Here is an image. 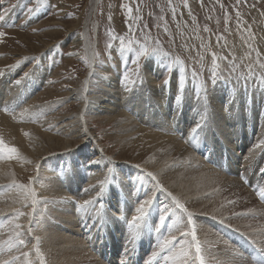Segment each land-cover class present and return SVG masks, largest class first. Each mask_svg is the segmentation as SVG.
<instances>
[{
  "label": "rangeland",
  "instance_id": "obj_1",
  "mask_svg": "<svg viewBox=\"0 0 264 264\" xmlns=\"http://www.w3.org/2000/svg\"><path fill=\"white\" fill-rule=\"evenodd\" d=\"M220 3L224 5L223 9H221L220 4H217L215 0H203V5L199 4L197 0H188L189 7L185 8L183 6V0H172V4L175 6V13L173 14L172 9L168 7V0H139V2H137V0H44V4L42 5L35 4V0H0V15L4 16L3 19H11L14 22L13 24L4 23L0 25V32L5 33L4 38L0 40V69H5L9 65L16 64L17 61H22L23 63L18 67L6 72L4 75H9L8 78L10 81L15 82L20 79L25 71L31 68L30 78L26 79L24 82L31 81L39 77L38 72H40L42 68L41 63L43 62V57L47 56L49 53L53 54V61L50 62L51 65L48 64L47 68H45L46 76L43 82L40 83L34 91L35 95L30 98L32 100L36 97L35 104L46 107L48 113L44 119H54L53 121L60 123V127L62 125L63 129L59 131L61 133L69 129V127L67 128L65 125L72 124L74 120L70 117L73 116V114H77L80 107V102L78 98H76V95H82L81 97L83 98L87 96L89 99L99 95V93H97L99 76L116 79L119 89L123 88V90L126 91L122 83L123 73L126 68L132 69L134 67L132 60L136 58L139 48L147 43L149 45L150 54L140 59L141 76L138 78L135 74L130 73L131 79L127 81V84L132 90L126 91V93L120 92V95L122 94L121 96H123L125 94L124 97L126 98H128L126 94H129L130 98L132 95H138L140 97L141 94H144L143 92H146L145 96H148L150 92L149 89H155V92L159 94V92H163L166 87L163 85L165 79H168L169 83L173 75H180L179 79L184 83L181 93L183 94L182 99L185 107L188 108L191 106L189 103L191 102L189 95L191 93H197L198 90L206 86L205 95L207 102L205 108L207 111L211 110L213 116V106L210 108L213 101L210 96L211 93H228L229 108H227V110L223 109L224 114L226 115L228 112V116H231L234 120L238 119L239 123H243L245 126H248V124H256L262 127L261 130L257 128L250 132L249 138L238 151L240 159H237V162L234 164L238 165V167L242 166L243 159L247 156V158H252L253 162L257 161V165L264 174L262 170L264 168V149H255L254 157H250V153H247L248 151L253 153L249 147L254 142L256 134H258L259 131L261 133L264 132V0H247L246 4L244 0H241L239 6V11L241 13L239 24L236 18L237 6L235 0H220ZM121 4L128 5L129 7L122 8ZM51 5H54V7ZM18 7H20V10L15 12L14 10ZM29 8H34L35 10L29 13ZM225 11L229 13L230 17V21L227 25L224 23ZM137 17H139V19ZM161 17H164V19H161ZM206 27L209 29L207 32L204 31ZM249 29L253 34L251 38L249 37ZM109 33L112 34L111 37ZM217 36L222 37L219 42H217ZM112 37L125 38L123 44L124 50H122L120 40ZM156 41H159V49L155 53H151V49L155 47ZM90 53L94 57V66H92L94 67L95 73L87 82V77L85 76L90 67ZM33 57H35V61L31 59ZM177 61H179V63H177ZM214 61L216 64L215 69L213 67ZM147 63H152L155 64V67H159L157 68L159 76L156 75V80L149 88L145 86V82L141 83L144 75L143 68ZM118 66L119 72L116 74L115 69ZM50 70L52 71L49 74L48 72H50ZM213 72L216 74V80L214 82H212ZM133 80L135 84L132 83ZM10 81H8V83ZM203 94V91H200V95L202 96ZM15 95H17V93L14 91L12 95L14 101L15 98H17ZM232 95L238 97V100H231L230 97ZM121 100L122 98H120L119 102H121ZM53 101L55 104L51 107V102ZM85 102L88 101L86 100ZM18 103L14 102L11 104L14 106L15 110L20 109V104L22 105V102ZM172 104H176V99L172 101ZM193 104H199L198 107H202L199 97L195 98L192 102V105ZM26 105H28L27 102H25L22 107ZM30 110H33V107L30 108ZM0 113L7 118L8 122L14 125L16 124L15 126L19 130L18 134L22 132V119L17 116L14 110L11 111L8 109V112H5L4 107H2L0 108ZM128 114L130 118H134V121L140 122L139 118L136 119V115ZM207 114L206 112L203 115L204 119H202V121L204 123H208L209 117L210 120L214 118ZM39 120L40 119L37 118L35 121L37 122ZM86 121L90 133L94 136L95 140H98L97 143L99 144L95 141H82V143L77 136H74L69 137L72 139L69 141L71 146L68 145L67 147H76L77 149L80 146L83 147L86 145V159H88V161L101 157L99 151L100 149L104 150L108 157L105 156L102 157L101 160H98L101 164L98 165L99 167L97 170H104L107 172V175L111 173L110 181L113 178L115 181L116 177L114 173H112V168L107 166L106 162H112L114 158V160H118L121 164L133 163L132 165L143 170L140 166L145 165L148 161L147 158L149 153H147L146 149L139 148V145H125L122 143L118 133L115 131L113 124L114 119L107 121L106 117H99L96 119L87 118ZM36 122H34L33 125H35ZM200 126L198 127L199 131H202V126ZM245 126L242 128L246 131L247 128ZM76 128H78L77 125L75 126V129ZM174 133L175 132H173L172 135ZM139 136L140 134H137L133 136L132 139L135 138L134 140H137ZM185 136L186 134H181L178 137L184 138ZM200 136H202V134ZM0 137L4 139L2 134H0ZM4 140L5 143L9 145L6 141L7 139ZM56 141L57 139L53 140L55 143L52 148L48 149L49 151L47 150L48 154L44 155V159L55 158L58 156L57 154L62 152V145ZM196 153L197 152L193 149L192 154L197 155ZM227 162L225 157L220 160V165H222L221 167L223 169H225ZM207 163L209 162L206 161V164ZM61 166H63V164ZM168 167V171H174V169L180 167V165L177 162H171L170 165L168 164ZM43 168L44 165H42L40 169L39 167L37 169L33 167V169L31 168L32 170L25 171L21 174V177H19L23 178L25 182L16 183L18 185H24V189L21 190H23L25 197V190H28V199L32 191L31 186L36 183H33L34 178L39 176ZM117 168H120V165H118ZM208 168L210 169L209 173L212 174L210 176L212 185L203 186L200 184L199 189L192 192L193 199L196 202L204 199L206 200V206H209L208 210L205 211L207 215L204 218V222H206L207 219L210 224H208L206 229H203L204 232L202 231V226H205L202 222L199 223V221L203 220V218L200 217L203 213L198 212L199 209L197 208H192L193 212L195 211L193 215L195 217L198 232L197 239L201 247L207 249L204 245V240L212 236L217 240L216 246L220 244L223 247L222 249L227 251L232 248V253L238 255L240 249L237 247L235 236L233 234H227L226 231H223V228L217 229L219 226H216V224L221 223L222 225L230 226L229 228L233 229L238 236H241L237 239H245V243H247V241L249 243L255 242V240L258 239L256 237V231L258 230H244L247 228L246 224H240L238 219L239 216L247 213L246 210L241 211L236 208L237 206L230 208L238 199L241 201L244 200L243 191L239 192L240 195L242 194L241 196L238 192L236 193L239 189L230 193L224 192L227 195L223 194V192L219 191L218 182H216L218 177L215 173H219V168L215 161L210 162ZM225 174L229 177L232 176L231 178L234 179L236 177L240 178V181L245 184V180L241 179L238 173L232 175L228 174L226 170ZM97 175H100V173ZM170 175H175V173H170ZM173 180L175 182V179ZM97 181L98 180L95 182ZM227 183V181L222 182L221 185L224 186H222V188L225 189V184ZM155 184L157 186L156 182ZM46 186H48V184ZM49 186H51V184H49ZM53 188L55 189L56 187L53 186ZM252 188L249 190V192L253 194L251 196L252 200H250V203L247 202L249 206L248 210H251V212L245 215L252 214L253 211L258 210H256L255 204H257V206H264L261 201L262 199L258 195H255L257 192H254L255 190ZM233 193L235 194L233 195ZM153 194L155 195L156 191ZM28 199L24 200L26 205ZM216 199L219 201H215ZM31 200L34 207L35 205L38 206V204H36V199L32 198ZM229 201H234V203H229ZM154 204L157 203L155 202ZM159 204H161V202ZM167 206V202L161 204L159 207L156 206L157 212L153 213H157V215L160 216L159 209L161 207L167 209ZM25 210H27V208ZM31 211L33 212L32 208ZM175 211L177 210H174V208L170 206L169 209L165 211V214H167L165 223L156 226L159 222V219L156 217L157 221L151 224L150 230L144 235H147L146 239L150 238V241L153 243L152 245L151 243L147 245V249L154 248V251L148 250L144 255L142 253V255L144 258L147 257L148 261H155L152 264H172L171 258L173 255L185 249L189 252L188 264H193L192 262L195 261V257H192L189 250L191 247L189 243L191 238L182 237L180 232L176 231L175 228L171 230L169 228V225L178 224L180 228L187 230L184 229L185 227L183 223H181L182 219L186 222V216H184V218L180 217ZM178 211L181 210L179 209ZM7 214L8 217H4ZM86 217L88 218V213ZM153 218L155 217L153 216ZM12 219L13 216L10 215V212L0 215V222L6 227V231L4 232L5 240L0 243L1 247L4 245L9 246L7 242L10 241L12 244L15 241V244L18 243V238L13 232L15 230V225L11 223ZM177 219H179V221ZM227 222L231 224L229 225ZM30 223L31 220L29 224ZM156 227L160 229L158 232L155 231ZM210 228L214 231H208ZM43 230V232H46L48 235L47 226H44ZM47 235L45 238H49ZM168 237L174 240L173 244L170 246V250L166 249V251L164 250L165 252L158 250L160 243ZM155 239L157 243L155 242L154 244L153 241H155ZM226 239L229 243L226 242ZM261 242L262 241L258 239L254 244L260 245V247L264 249V241ZM89 249L91 254L95 255L94 258L97 256L95 262L101 261L105 263L106 260H108L103 252H100L103 256L100 257L91 248ZM249 249L250 247H248L243 254L245 255L246 253L245 258L252 264L247 255ZM19 250H23L21 244L12 252L17 253V257L23 256L22 253H18L20 252ZM154 252L159 253V255L155 259H152ZM204 253L203 256L205 261H210V257L207 256V253ZM127 255L128 253H119L115 255L114 259L118 262V259L120 260V258L123 256L126 257ZM137 255L138 254L135 256ZM135 256H130L129 259L134 258L136 261L139 260ZM165 257H168V259H165ZM139 258L141 260H139L140 262L137 261L138 263L145 262V259L143 260L140 256ZM181 260L182 264H184L183 259ZM23 261L24 259L22 258L18 259L19 264ZM45 264L54 263H47L46 260Z\"/></svg>",
  "mask_w": 264,
  "mask_h": 264
},
{
  "label": "bare ground",
  "instance_id": "obj_2",
  "mask_svg": "<svg viewBox=\"0 0 264 264\" xmlns=\"http://www.w3.org/2000/svg\"><path fill=\"white\" fill-rule=\"evenodd\" d=\"M19 10L20 7L16 8L14 11L16 12ZM4 23L13 24L14 22L11 19L0 20V25ZM93 58L94 57L90 53V67L85 76L87 77V82L95 73ZM42 61V68L40 72H38V76L41 79L37 77V79L26 81L17 86L14 81H10L8 78L9 75H4L0 78V108L7 107L11 111L14 110L17 116L22 119L21 124H23L21 126L22 132L18 134L19 130L15 126L16 124L14 125L8 122L7 118L0 113V134L4 136V139H7L6 141L11 147L18 149L20 156L23 157L24 160L30 161V163H25L18 159L0 160V215L10 212V215L13 216L11 223L13 225H22V228H15L13 231L15 235L16 232L19 231V239H23L26 242L21 245L23 250H19L20 252L18 253H29L27 257H19V259H24L21 264H41V256H43L44 264L46 260L47 263L54 264H106L101 261L95 262L97 256L94 258L95 255L91 254L89 248L95 251L100 257H103L100 253L103 252L105 257L109 259V263L124 264L127 260L128 264H135L134 258L129 259V255L133 249L135 251L130 255L132 257L138 254V252L142 255L144 251H154V248L147 249L146 246L150 243L152 245L153 243L150 241V238L146 239L147 235H144L150 230L151 224L157 221V218L159 222L156 226H158V224L160 225L161 214L167 217L165 211L171 206L174 210H177L175 212L178 213V216L183 218L186 216L184 212L178 211L179 209L175 206L174 202H172L168 193L177 197L180 203L184 204L189 212L195 214L192 208H197L199 209L198 212L203 213L202 216H200L203 220L199 221V223L202 222L205 226H202V231L204 232L203 229H206L208 224H210L207 219L206 222H204V218L207 215L205 211L208 210L209 206H206V200L204 199L196 202L193 199L192 192L199 189L200 184L203 186L212 185L210 179L212 174L209 173L210 169L208 168L209 163L212 161H215L219 168V173H215L218 177L216 182H218L219 191L223 192L225 195H227V192H234L236 189H239L236 191L239 195V192L243 191L244 200L241 201L238 199L230 208L237 206L236 208L241 211L246 210L247 213L251 212V210H248V203L252 200L251 196L253 194H251L249 190L253 187L255 190L254 192L258 193L264 191V174L257 165V161L253 162V159L247 158V156L244 157L242 166L238 167V165L234 163L237 162V159H240L238 151L249 138L250 132L257 128L261 130L262 127L256 124L250 125L248 123V126H245L243 123H239L238 119L234 120L231 116H228V112L225 115L223 109L227 110V108H229L228 93H211L210 96L213 101L210 108L213 106L214 109H212L214 112L212 116V111H207L205 108L206 105L203 107H198L199 104L192 105L195 98L199 97L197 93H191L189 95L191 100L189 103L191 106L188 108L185 107L183 99L178 102V82L182 81L179 79L180 75H173L163 92H159L158 94L155 92V89H149L150 92L148 96H145L146 92H143L144 94H141L140 97L138 95H132V99L129 97V94H126L128 98L124 97L125 94L123 96H121L122 94L120 95V92L126 93V91H124L123 88L119 89L116 79L99 76V84H97V93H99V95L92 99H89L87 96L83 98L81 97L82 95H76V98H78L80 102V107L77 114H73V116L70 117L74 120L72 124L65 125L67 128L69 127V129L60 133L59 131L63 129L62 125L60 127V123H56L53 121L54 119H44L48 113L46 107L36 105V97L32 100L30 98L35 95L34 91L40 83L43 82L46 76L45 68L53 61V54L49 53L47 56H44ZM154 65L155 64L147 63L143 68V81L148 88L151 87L156 80V75L159 76L157 69L159 67H155ZM51 71L52 70L48 73L50 74ZM115 71L116 74H118L119 66ZM8 81L10 82L8 83ZM183 84L182 81V86ZM14 91L17 93V95H15V97L17 96L15 101L12 98ZM180 95L182 96L183 94L180 93ZM120 98H122L121 102H119ZM230 98L234 101L238 100V97L234 95ZM174 99H176V104H172ZM86 100L88 102H85ZM14 102H22V105L27 102L28 105L22 107L20 104V109L15 110L14 106L11 105ZM54 104V101L51 102V107H53ZM32 107L33 110H30ZM24 109H28V112L24 113ZM206 112L208 116L211 115L214 117L211 119L212 122L209 119L210 117L208 118V123L202 121L201 113L204 115ZM128 113L134 116L136 115V119L139 118L140 122L134 121V118H130ZM99 117H106L107 121L114 119L113 124L115 131L118 133L122 143L125 145H139V148L147 150V153H149L147 158L148 161L145 165L140 166L143 170L132 165L133 163L121 164L118 160H114V158L112 162H106L107 166L112 168V173H114L116 177L115 181L113 180L114 178L110 181L111 173L107 175L106 171L97 170L99 167L98 165L101 164L98 160L107 156L104 150H101L99 147V155L101 157L88 161V159H86V145L83 147L80 146L77 149L76 147H67L68 145L71 146L69 141L72 139L69 137L74 136H77L81 142L95 141L97 143L98 140H95L94 136L90 133L86 120L87 118L96 119ZM37 118L40 120L33 125L34 122H32V120H36ZM76 125L78 128L75 129ZM198 125L202 128V131H199ZM243 126L247 128L246 131L242 128ZM193 129H196L195 133H193ZM24 132L30 135L25 137L23 135ZM173 132H175V135H172ZM137 134H140L137 140H134L135 138L132 139V137ZM181 134H186V136L184 138H179L178 136ZM190 134L193 138L189 142L190 144H188L187 140ZM201 134L202 136H200ZM263 137L264 132L261 133L259 131V133L256 134L254 142L249 147L252 152L256 149L255 145L259 141L264 140ZM54 139H57L56 142L62 145V152L57 154V157L48 158L46 160L43 157L48 154V149L52 148L54 145ZM193 149L197 152V155L192 154ZM247 153H250V155L253 154L250 151ZM223 157L228 161L225 165V169L220 165V160H222ZM94 161L96 163H93ZM206 161L209 163L206 164ZM171 162L179 163L180 167H176L174 171H168V164L170 165ZM62 164L63 166H61ZM42 165H44L42 172L37 178H34L33 183H36L31 186V192H35L36 194L34 197L30 194L28 199V197L26 198L24 196L23 190L16 187H7L13 184V182H25L23 178H19L21 174L25 171L32 170L33 167H35V169L39 167L40 169ZM118 165H120V168H117ZM226 170L228 174L235 175L238 173V176H241L245 180V184L240 181V178L236 177L234 179L231 178L232 176H227V174H225ZM262 170L264 172V168ZM98 173H100V175H97ZM147 173H152L156 179L153 180ZM170 173H175V175H170ZM173 179H175V182ZM96 180L98 181L95 182ZM101 181H105L103 185V194L98 198L97 203L88 210L87 218V214L78 211L76 206L83 203L86 199H95ZM157 181L159 185L163 187L164 191H160L157 188L155 184ZM224 181L228 182L225 184V189L222 188L223 185H221ZM47 184L48 186H46ZM49 184H51V186H49ZM53 186L56 188L54 189ZM88 188H91L92 191L85 192L84 190ZM155 191L156 194L154 195L153 193H155ZM234 194L235 193H233V195ZM149 195L152 196L153 203L143 224L137 231L135 243H130V230L127 220H131V217L135 215V208L139 206V202L147 199ZM32 198L36 199V204H38V206H33ZM25 199H28L27 205L25 204ZM217 199L215 201H219ZM45 201L47 202L45 203ZM155 202L157 204H154ZM160 202L161 204L167 202L168 208L161 207L159 209L160 216H158L157 213L153 212H157L156 206L159 207L161 205L159 204ZM213 203L216 204L215 202ZM254 206L256 210H258H252L253 213L249 215H245L247 214L245 213L239 216L238 222H240V224H246L247 228L244 230H258L256 231V237L263 242L264 206H257V204ZM26 208L27 210H25ZM17 212L22 213V215L17 217L15 215ZM153 216L155 218H153ZM4 217L7 218L8 214ZM30 220L31 229H29ZM177 220L179 221V219ZM227 223L229 225L231 224L230 222ZM217 225L219 226L217 229L223 228V231H226L227 234H233L236 243L242 244V250L246 251L248 248L247 245L250 244L256 247L258 246L254 244L258 239L250 244L245 243V239H237L241 236H238L233 229L229 228L230 226L228 227L221 223L216 224V226ZM44 226H47L48 235L46 232H43ZM5 231V225L0 222V243L5 240ZM208 231L213 232L214 230L210 228ZM46 235L49 238H45ZM37 236L40 237L39 242L36 240ZM15 242H13L11 248L6 245L0 246V260L8 259L12 261L13 257H17V253L12 252L15 251L19 245V243L15 244ZM153 242L155 244L157 240L155 239ZM226 242L229 243L227 239ZM8 243L9 242H7V244ZM204 245L207 249L202 247V252H205L204 254L207 253V256L210 257V261H206V264H250L243 254L244 251H240L238 255H236V253H232V248L230 249L231 251L229 249V251L222 249L223 247L220 244L216 246L217 240L212 236L204 240ZM258 247L262 249L260 245ZM158 250H160L159 246ZM189 250L192 257H195V248L193 245H191ZM183 251H187V249ZM37 252H39L40 255H38ZM262 252L264 254V249H262ZM119 253H128V255L124 258H120L118 263L114 258L115 255ZM180 254L181 252L176 253L173 257ZM181 259H183V257H181ZM147 261L148 259H145V262L138 264H146ZM154 262L155 261H152V263ZM192 263L198 264L196 259ZM13 264H19L18 260L13 261ZM180 264H182V260H180Z\"/></svg>",
  "mask_w": 264,
  "mask_h": 264
},
{
  "label": "snow or ice",
  "instance_id": "obj_3",
  "mask_svg": "<svg viewBox=\"0 0 264 264\" xmlns=\"http://www.w3.org/2000/svg\"><path fill=\"white\" fill-rule=\"evenodd\" d=\"M137 2H139V0H137ZM197 2L201 5H203V0H197ZM215 2L217 4H220V7L221 9L224 8V5L222 3H220V0H215ZM244 3L246 4L247 3V0H244ZM35 4L37 5H42L44 4V0H35ZM235 4L237 6L236 8V18H237V23L239 24L240 23V16H241V13L239 11V6L241 4V0H235ZM52 7H54V5H51ZM183 6L185 8H188L189 7V4H188V0H183ZM121 7L122 8H128L129 6L128 5H125V4H121ZM168 7L170 9H172V12L173 14L175 13V6L172 4V0H168ZM35 9L34 8H29L28 9V12L31 13L32 11H34ZM138 11V9H137ZM4 18L3 15H0V20H2ZM139 19V17H137ZM161 19H164V17H161ZM230 21V17H229V13L227 11L224 12V23L227 25ZM205 32L209 31V29L206 27L204 29ZM227 31V29H226ZM249 32V37L251 38L253 36L251 30L249 29L248 30ZM110 37L112 36L111 33H109ZM5 36V33L4 32H0V40H2ZM114 39H119L120 42H121V46H122V50H124L123 48V44H124V37H112ZM222 37L220 36H217V42H219L221 40ZM131 43V41H130ZM110 47V46H109ZM159 49V41H156L155 42V47H153L151 49V53H155L156 51H158ZM150 54V50H149V45L147 43H145L143 46H141L136 54V58L132 60V64H133V68L132 69H125L124 73H123V80H122V83H123V86L125 88L126 91H131L132 89L128 87V84H127V81H129L131 79V76H130V73H133L135 74L136 77H140L141 76V66H140V59L142 57H146L147 55ZM28 59V58H26ZM33 61H35V57L31 58ZM21 63H23L22 61H17L16 64H13V65H9L7 68L5 69H0V76H3L6 72H9L13 69H15L16 67H18ZM177 63H179V61H177ZM35 64V63H34ZM213 67L215 69L216 67V64H215V61L213 63ZM30 73H31V68H29L28 71H25L23 73V75L20 77V79L16 80L15 81V84L17 86L21 85L26 79H29L30 78ZM216 80V74L215 72H213V75H212V82H214ZM144 81L142 80L141 83H143ZM133 84H135V81L133 80L132 81ZM168 84V79H165L163 81V85L164 86H167ZM183 91V86H182V81L178 82V94H177V100L178 102L182 99V96L180 95V93ZM200 91H203V95L201 96L200 95ZM205 92H206V86L203 88V89H200L197 91V94L199 96V100H200V103H201V106L203 107L204 105H206V95H205ZM4 111L5 112H8V108L5 107L4 108ZM24 113H27L28 112V109H24L23 110ZM23 114V113H22ZM201 116H202V119H203V113H201ZM32 122H36L35 119L32 120ZM199 127V125H198ZM196 129H193V133H195ZM23 135L25 137H28L30 134L27 133V132H24ZM192 139V135L190 134L189 136V139L187 140V142L189 143ZM255 148L256 149H264V140H261L259 141L256 145H255ZM254 151L253 150V154L250 155V157H254ZM12 159H18V160H21L25 163H30V161H26L24 160L23 157L20 156L19 154V151L17 148L15 147H11L9 146L8 144L5 143V141L3 140L2 137H0V160H12ZM93 163H96L95 161ZM147 175L149 177H151L153 180H155V176H153L152 173H147ZM241 179H243L241 177ZM107 180V178H106ZM105 181H101L100 182V188H99V191L97 192V197L95 199H86L83 201V203L81 204H78L76 207H77V210L78 211H82V212H85L87 214L88 210H90V208L92 206H94L97 201H98V198L103 194V185H104ZM8 188H12V187H16V188H19V189H24V185H18L16 184L15 182H13V184L11 185H8L7 186ZM157 188L160 190V191H164L163 187L161 185H159V183L157 182ZM85 192H90L92 191L91 188H88V189H85L84 190ZM33 197L36 195L35 192H31L30 193ZM25 195L27 197L28 195V190H25ZM168 195L170 196L171 200L174 202L175 206L180 209L182 212H184L186 214V223L184 222V220L182 219L181 220V223H184V227L187 229V230H183L182 228H180L178 226V224H173V225H169V228L170 230L175 228L177 231L180 232V235L182 237H185V238H188L190 237V241L189 243L191 245H194L195 247V259L196 261L198 262V264H206V261H205V258L203 256V253H202V247H201V244L199 243L198 239H197V228H196V222H195V217L193 215V213L189 212L187 210V208L185 207L184 204L180 203V201L177 199V197L175 196H172L171 193H168ZM257 195L262 199L264 200V191H260L257 193ZM47 201H45L46 203ZM153 203V198L151 195L148 196L147 199H144L142 202H139V206L135 208V215H133L131 217V220H127V224H128V227H129V230H130V237H129V241L130 243H135V236H136V233L137 231L139 230V228L141 227V225L143 224L150 208H151V205ZM229 203H234V201H229ZM17 217H19L20 215H22V213H19L17 212L15 214ZM167 217L163 214H161L160 216V224L163 225L166 221ZM15 228L16 229H20L22 228V225H15ZM29 229H31V223L29 224ZM159 227H156L155 228V231H159ZM16 236L18 238V243L23 245L25 244L26 242L23 240V239H19L20 237V232L17 231L16 232ZM36 240L37 242H39L40 240V237H36ZM183 243V242H181ZM173 244V240L172 239H169V238H165L159 245L160 247V250L161 251H164V250H170V246ZM13 246L12 242L10 241L9 242V248H11ZM38 255H40L39 252H37ZM22 255L24 257H27L29 256V253L28 252H23ZM159 255V253L157 252H154L153 253V257L152 259H155L157 256ZM188 255H189V252L188 251H182L180 255H177V256H174L172 257V264H180V260H181V257H183V262L184 264H188ZM19 257H13L12 258V261L8 260V259H4V260H0V264H13V261L15 260H18ZM165 259H168V257H165ZM41 264H44V259H43V256H41ZM146 264H152V260H149L146 262Z\"/></svg>",
  "mask_w": 264,
  "mask_h": 264
}]
</instances>
